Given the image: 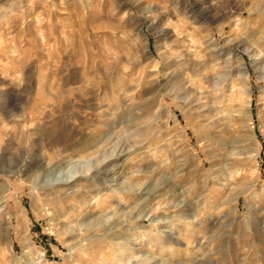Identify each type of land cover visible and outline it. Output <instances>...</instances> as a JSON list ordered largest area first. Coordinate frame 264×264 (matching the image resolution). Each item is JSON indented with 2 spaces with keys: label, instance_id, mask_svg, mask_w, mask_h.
I'll list each match as a JSON object with an SVG mask.
<instances>
[{
  "label": "rangeland",
  "instance_id": "1",
  "mask_svg": "<svg viewBox=\"0 0 264 264\" xmlns=\"http://www.w3.org/2000/svg\"><path fill=\"white\" fill-rule=\"evenodd\" d=\"M0 264H264V0H0Z\"/></svg>",
  "mask_w": 264,
  "mask_h": 264
},
{
  "label": "bare ground",
  "instance_id": "2",
  "mask_svg": "<svg viewBox=\"0 0 264 264\" xmlns=\"http://www.w3.org/2000/svg\"><path fill=\"white\" fill-rule=\"evenodd\" d=\"M98 163H99V162H98ZM90 168H91V166H89V167L87 168L86 172H84V173L87 174V173L90 171Z\"/></svg>",
  "mask_w": 264,
  "mask_h": 264
}]
</instances>
